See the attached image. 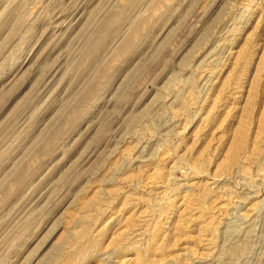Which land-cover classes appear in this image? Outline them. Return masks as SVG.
Listing matches in <instances>:
<instances>
[{
    "label": "rangeland",
    "instance_id": "obj_1",
    "mask_svg": "<svg viewBox=\"0 0 264 264\" xmlns=\"http://www.w3.org/2000/svg\"><path fill=\"white\" fill-rule=\"evenodd\" d=\"M0 264H264V0H0Z\"/></svg>",
    "mask_w": 264,
    "mask_h": 264
}]
</instances>
